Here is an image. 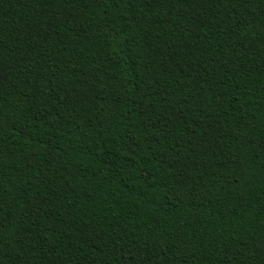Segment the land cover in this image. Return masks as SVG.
<instances>
[{
  "label": "trees",
  "instance_id": "16d2710c",
  "mask_svg": "<svg viewBox=\"0 0 264 264\" xmlns=\"http://www.w3.org/2000/svg\"><path fill=\"white\" fill-rule=\"evenodd\" d=\"M0 264H264V0H0Z\"/></svg>",
  "mask_w": 264,
  "mask_h": 264
}]
</instances>
